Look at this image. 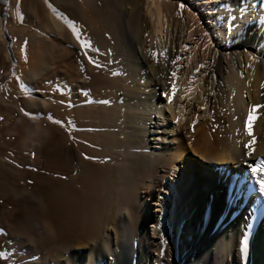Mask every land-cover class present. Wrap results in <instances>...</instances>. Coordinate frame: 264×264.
Here are the masks:
<instances>
[{
    "label": "bare ground",
    "instance_id": "1",
    "mask_svg": "<svg viewBox=\"0 0 264 264\" xmlns=\"http://www.w3.org/2000/svg\"><path fill=\"white\" fill-rule=\"evenodd\" d=\"M207 2L212 6L209 16L215 25L208 33L189 6L181 7L183 3L174 0H10L14 32L32 30L34 40L46 33L50 59L78 63L81 68L76 87H71L72 93L67 92L61 101L55 91L57 98L24 95V106L34 112L29 114L30 129L41 139L36 143L30 140L31 147L20 152L22 160L19 152L11 158L12 174L7 175L14 197L10 202L18 205L21 161L29 168L33 147L41 150L39 144L48 141L51 183L62 190V200L81 205L84 215L62 225L50 221V216L33 220L13 214L11 233L32 237L33 231L42 228L53 242L49 258L23 264H148L150 260L157 264H264V221L252 249H244L245 238L238 232V226L246 225L264 208L259 183L264 179V0ZM32 3L36 14L30 12ZM5 8L0 0V59H7L15 76L17 65L5 47L10 36ZM139 26L147 33L143 42L136 37ZM194 28L206 36L202 60H209L208 73L207 69L192 72V66H198L195 51L182 54ZM221 98L227 102L216 101ZM241 119L247 124L243 134L238 127ZM156 144L162 146L160 152ZM183 165L190 175L186 169L179 173L178 167ZM253 167L259 171L253 173ZM175 176L178 186L171 182ZM111 181L117 187L108 193ZM1 191L0 216L6 194ZM148 191L160 192L159 209L156 216L139 217L140 209H144L139 198ZM189 191L196 195L192 202L194 224L198 219L200 225L193 230L186 254H177L182 247L181 236L191 238ZM33 198L34 205L39 197L35 194ZM124 208L133 209L137 227L130 231L129 242L114 233L110 245L114 244L107 247L108 224L115 222ZM109 210L114 212L112 216ZM143 217L145 226L141 224ZM231 221L239 225L232 223L236 225L233 231L223 229ZM227 231L230 238L225 240V247H219L218 240ZM168 241L174 244V258L167 255Z\"/></svg>",
    "mask_w": 264,
    "mask_h": 264
},
{
    "label": "rangeland",
    "instance_id": "2",
    "mask_svg": "<svg viewBox=\"0 0 264 264\" xmlns=\"http://www.w3.org/2000/svg\"><path fill=\"white\" fill-rule=\"evenodd\" d=\"M1 1H4L5 5H6L4 15L6 17L5 23L6 22L7 23L5 25H6V32L8 33V36L10 35L8 37L9 43L6 42V44L7 43L8 44H7V46L5 45V47L7 49L6 48L5 49L7 50V52L10 53L12 63L14 62L13 64H16L17 66L15 65L16 66L15 67V76H13L14 75V74H12L13 72L9 70L10 65L7 63L8 62L7 59L5 57L1 58L3 61L0 59V69L1 70L3 69L1 72L2 74L0 75V76H2L0 79V118H2V119H0V146H2L0 149V160H1L0 161V164H1L0 167L3 168V171L5 172V173H3L2 170L0 172V175H2V176H0V191L2 190L1 192L2 193L4 192L3 194L6 193L2 199V204L4 205V211H3L4 214L2 213V216H0V222L2 221L0 223V226H1L2 230L4 229L3 232H2V230L0 231V244L2 245V246L0 245L1 246L0 251L2 249H4V251L0 252V253H2V256L0 257V259L1 258L4 259V260L1 259L3 262L0 260V264H2V263L3 264H10V263L13 264L15 261L16 262L14 264H17V263L23 264V263H26L28 261L35 263L34 259L36 260V258H37L38 262L43 261L45 258H49V256H47V253L49 252V255H50V253L52 252L53 242L48 239V237L44 231H41L42 228H40V229L38 228L35 231H33L32 232L33 235H31L32 237H28L25 235H14L13 233H11V230H10L11 227L10 226L13 222V217H12L13 214H14V216H16L15 214H18L19 216L22 215L21 217L26 216V217L32 218L33 220H38L41 218H48L50 216L48 218L50 221H53L55 223H59L62 225H70L71 221H73L77 218L79 219L80 217H81L80 219H82L84 212L81 213L80 211H82V210L84 211V208H82L81 205L79 207V205L76 203H74V204L70 203V201L67 199H65V201L62 200V197H61L63 195L62 190H59L60 188L58 186H55L51 183L50 172L48 171L50 169V166H51L50 165V163H51V158H50L51 157V151H50V149L51 148L49 149L48 141H45V144H44V142L39 144V145H42L41 150H40V148H36V146L33 147V153H32L33 158H34L33 161L36 159L35 160L36 162L32 161L31 165H29V168H28V166H26V164L24 162L21 161L22 159H21L20 155L23 151V148L26 149V148L31 147L30 146V144H31L30 140L32 139V141H34V143H36V142H38L37 140L41 139V136H39V134L33 133L34 131H32L30 129L31 121H30L29 114H32V113L34 114V112L28 110L27 107L24 106V104H23L24 95L41 97V98L43 97V98H47V99L51 98V96H54L56 98L58 96V100L61 97V99H60V101H61V100H63L62 97H64V95H66L67 92L72 93L71 87H73V86L76 87L77 81L79 79V73H80L81 68H80L78 63H71L70 64V63L65 62L64 60L52 61L49 57V51H48L49 45H50V39L48 38V35L46 33H42L41 34L42 36H39L38 38H36L35 39L36 41H35L34 37L31 35L32 30H29V29L23 30L22 29L21 30L22 33L21 32H17V33L14 32L13 31L14 27L11 24V13H10L9 7H8L10 0H1ZM174 1H177L179 3H183V7L189 6L190 13H193L194 15H196L199 18V25L205 28L206 33H208L210 31V29L211 30L214 29L215 25L213 23L211 16H209V14H210L209 11H210V8H212V6H211V4H209V2H207L210 0H174ZM213 1H215V0H213ZM34 6H35L34 3H32L30 5V12H32L33 14H36L37 10L35 9L36 7L34 8ZM9 17H10V19H9ZM172 25H173V21H172ZM173 27L174 26H171V30L173 29ZM196 30L197 29L194 28V32H193L194 34L192 33L191 37L186 40L185 43L187 44V48L185 46H183L182 54H190L192 51H195V55L197 57L196 61H198V64H197L198 66L196 67V69H193V66H192L191 69L194 70L192 72L203 73V71L205 69H207L206 73H208L209 72V60H206L205 62L202 60L203 56L206 54L205 53L206 36H204L202 34V32H199V31L197 32ZM187 32H188V30L186 31L185 36H186ZM13 33H15V34H13ZM20 33H21V35H20ZM14 35L15 36L19 35V36H17V38H19V39L15 41L14 38H16V37L13 38ZM41 37H43V39H41ZM136 37L141 42H143L146 39L147 33H146L143 26H139L136 29ZM38 40L41 41V43H39ZM13 42H17V43L13 44ZM42 42H43V44H42ZM13 45H15V46L13 47ZM20 45H21V47H19ZM28 51H29V53H28ZM26 53H27V55H26ZM209 55H210V51L208 52V57H209ZM23 58H25V61ZM31 60L34 62L33 66L29 65V62ZM187 61H190V60L188 59ZM200 62L201 63L203 62V63L201 64ZM207 63H208V65H207ZM78 66H79V68H78ZM21 67H23V69ZM197 68L199 70L196 72ZM54 75H56L57 77L55 78ZM76 76L78 77L77 79H76ZM53 77H54V79H53ZM74 79H75V81H74ZM56 82H57V85L54 88V86H55L54 84ZM206 82H207V80L205 79L204 87L208 91V87H207ZM185 88L188 89L189 85L188 86L186 85ZM55 89H57V90H55ZM54 91L57 94V96L55 95ZM206 95H207V92H206ZM204 97H205V95H204ZM246 100L248 102H251V98L249 95H247ZM216 101L217 102L221 101V103L223 102L222 98L220 100L218 99ZM224 102L226 103L227 100H224ZM183 103L186 106L187 99L185 97L183 99ZM214 108H215V111L219 110V108L217 107L216 104L214 105ZM186 111H188V109H186ZM209 117L211 118V115ZM239 122L241 123V124L239 123V126H238L239 131L243 134L247 130V128H246L247 124L245 122V119H243V120L241 119V121H239ZM28 133H29V135H28ZM34 138H35V140H33ZM24 141H25V143H24ZM13 145L16 147H13ZM44 148H46V149H44ZM155 149L158 150V152H160L162 150V146H159L158 144H156ZM2 150H3L4 155L2 153ZM4 150H6L7 152H5ZM1 154L3 157L1 156ZM16 154L21 159L20 160L21 161L20 166H22V167L24 165L25 166L23 168H21L19 166V177L20 178L18 177V180H19V182H21V181L22 182L18 183V186L21 185V186H19L20 188L17 186L18 205L13 206L11 204V202H12V199L14 197V195H13L14 191L11 189L12 183L10 181V176H8V175H10V173L12 174V171L10 170V167L12 169V166H10V163H11V158L15 157ZM48 156H50V157H48ZM4 158H6V159L4 160ZM2 161H3V164H2ZM32 166H34V167H32ZM188 168H190V167H188ZM178 169H179V173L182 174L185 171L186 166L183 165L180 168L178 167ZM20 170L23 172H21ZM26 171H27V173H26ZM185 172L188 175L191 174L188 172V169H186ZM28 173H30V174H28ZM25 174H26V176H25ZM38 176H39V178H37ZM7 179H9V181ZM4 180H5V182H4ZM171 182L174 185L178 186L179 181L177 180V176L171 177ZM114 183H115L114 181L109 182V188L107 189L108 193H109L108 190H114L117 187L116 186L117 183L115 184V186H114ZM24 185H26V186H24ZM191 185H194L193 182H191ZM125 188H126V186L124 185L123 189H125ZM190 188L191 187H189V189ZM206 188H208V187H206ZM11 191H13V192H11ZM39 191H40V193H39ZM10 192H11V194H10ZM148 192L142 193L141 197L139 198V201L142 202V205L144 207L143 210L140 209L141 213H139V215H138L139 217H141L142 215L147 216V214H148V216H151V217L156 216V210L159 209L158 196H160V192L159 191H154V192L148 191ZM58 193L61 195L59 196ZM35 194H36V196L39 197V201L33 205L31 203L34 200L33 197ZM10 197H11V199H10ZM113 197L114 196H112V198ZM186 197H187V202L191 203L189 206L190 210L188 212L192 213L191 219H190V225L192 226V232H191V235L189 236L191 238H186L183 235L181 236L182 247L179 248L177 254H179V253L186 254V247L188 246L189 242L192 241V239L194 238L195 228H196V226L200 225L199 224L200 221L198 219L195 220V224H194V216H193L194 205L192 204V202L194 201L196 195H195V193H192L191 191H189L186 193ZM42 198H43V200H42ZM60 200H62V201H60ZM110 201L111 200H108L106 202L107 206L110 204ZM239 202H240V200H239ZM8 203L10 206L8 205ZM5 204H7V206ZM61 204H62V206H61ZM119 204L121 205L120 202H119ZM120 205H119V207H120ZM15 207H18V208H16V210L13 211ZM69 207L72 209V211ZM39 209H41V210H39ZM42 209L44 212L42 211ZM251 209H252V206H251ZM75 210H76V213H75ZM131 210H133V209L132 208H127V209L124 208V212L116 218V221L113 223H110V225L108 224V232L110 230V233H108V235L109 234L110 235L107 237L108 240L104 239L105 245L107 247L113 246L114 243H112V245H110V244H111V238L112 239L114 238L113 237L114 233H116L117 235L120 236L121 241L127 240L129 242L130 237H131L130 231L132 232V230H135L137 227V220L135 218V213H134V211H131ZM40 211H41V213L42 212L43 213L41 214ZM19 212H21V213H19ZM79 212H80V214H79ZM69 214H70V218H69ZM108 214H109V216H112L114 214V212L109 210ZM66 218L69 220H67ZM250 219L248 221L249 223L247 222L246 225L238 226V232H239V236L242 235V237L245 238V239L242 238V240L244 239V242H245L246 237H247V244H248L247 246L250 249H252L251 246L253 244L252 242H253L255 234L257 232H262V230H263V227H261V223L264 221V208H260L258 210L257 214L254 215ZM151 220H152V218H151ZM146 221L147 220H145L144 217L141 218V224L142 225L145 226ZM66 223H68V224H66ZM232 223L236 224L238 222L237 221L227 222L226 225L223 227V229L229 228L228 229L229 231H233L234 228L236 227V225L235 224L232 225ZM229 224H231V225H229ZM238 225H239V223H238ZM2 226H4V227L8 226V227L4 228ZM110 227H111V229H110ZM151 228L153 230L155 228V226L153 225ZM4 231H6V232H4ZM146 231L148 232V228H146ZM37 232H40V233H37ZM3 233L4 234L8 233V234L4 235ZM137 233L140 234L141 231H138ZM151 234H153V233L151 232ZM229 234L231 235V233H229L227 231L225 233V235L220 240H218V242L219 241L221 242V244L219 242V244H220L219 247L220 246L225 247V242H226L225 240H227V238L228 239L230 238ZM2 235H3V237H2ZM8 236H9V238H7ZM33 236L37 240L34 239ZM7 241L12 242V243L9 244ZM167 243H168V245L166 244V248L169 250L167 252V255L171 258H174L173 256H175V254H172V251L175 252V248H173L174 250L172 249L174 244L172 241L170 242V244H169V241ZM42 248H44V249H42ZM137 248L141 249L140 245ZM41 249H42V251H41ZM19 252H22V253H19ZM28 257H29V259H28ZM19 259H21V260H19ZM47 260L49 262V259H46V262H47ZM6 262H8V263H6ZM147 263L148 264H157L156 260L155 261L150 260Z\"/></svg>",
    "mask_w": 264,
    "mask_h": 264
},
{
    "label": "snow or ice",
    "instance_id": "3",
    "mask_svg": "<svg viewBox=\"0 0 264 264\" xmlns=\"http://www.w3.org/2000/svg\"><path fill=\"white\" fill-rule=\"evenodd\" d=\"M181 7H183V5ZM243 11H245V9H243V7H242V12ZM173 75H175V73H173ZM0 119H2V118H0ZM262 163H264V162H262ZM251 170H252L253 173H256V172L259 171V169L256 168V167H253ZM259 183H260L261 190L264 191V179H260ZM246 248H247V241L245 240L244 249L246 250ZM0 255H2V253H0Z\"/></svg>",
    "mask_w": 264,
    "mask_h": 264
}]
</instances>
